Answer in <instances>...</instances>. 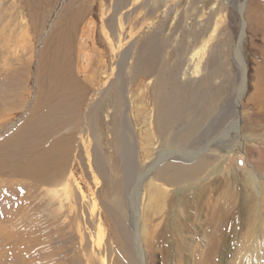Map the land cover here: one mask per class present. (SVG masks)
Returning a JSON list of instances; mask_svg holds the SVG:
<instances>
[{
    "label": "rangeland",
    "instance_id": "rangeland-1",
    "mask_svg": "<svg viewBox=\"0 0 264 264\" xmlns=\"http://www.w3.org/2000/svg\"><path fill=\"white\" fill-rule=\"evenodd\" d=\"M74 6L83 7V18L74 35L72 29L65 31L71 40L67 37L69 48L60 59L67 69L63 78L67 87L76 80L88 83L85 104L103 98L105 105L99 113L104 127L98 124L93 131L82 126L89 110H63L71 122L61 132L74 139L73 180L67 187L46 190L54 199L50 206L42 197L45 186L29 192V178L0 173V181L13 180L19 188L14 198L6 197L7 185L0 184V264L125 263L103 216L102 199L113 201L118 195L102 188L104 179L93 168L94 150L109 162L108 171L116 176L113 163L120 160L115 150L120 132L135 145L133 161L139 170L157 159L163 144L154 128L155 87L158 76L169 77L176 66L180 83L176 96L183 101L213 70L217 71L214 83L226 89L219 92L222 98L216 111L220 114H211L200 124L197 134L206 133L201 143L167 146L177 151L204 150L192 160L168 156L145 179L167 194L164 200L148 201L143 196L140 203L144 264H264V99L258 94L264 87L260 85L264 0H0V149L12 146L13 138L16 142L24 138L17 136L29 121L35 124L50 89L53 99L60 97L48 84V78L55 77L49 65L59 29ZM238 46L246 74L239 100V132L230 131L226 140L216 141L213 138L235 118L233 105L241 80L235 62ZM117 86L122 93L120 114L111 104ZM147 113L150 137L145 134ZM213 119L217 127L207 133ZM183 127L178 124L176 132ZM200 159L206 164L200 180L179 185L183 190L179 194V186L154 176L164 166L188 167ZM20 165L15 163L13 168ZM252 175L259 176V193ZM24 197L28 201L22 203ZM69 198L79 203L78 214L67 208ZM127 220L133 235L130 212ZM27 227L40 239L31 243L29 252Z\"/></svg>",
    "mask_w": 264,
    "mask_h": 264
},
{
    "label": "bare ground",
    "instance_id": "bare-ground-1",
    "mask_svg": "<svg viewBox=\"0 0 264 264\" xmlns=\"http://www.w3.org/2000/svg\"><path fill=\"white\" fill-rule=\"evenodd\" d=\"M82 8L83 7L81 6H74L70 8L69 16H66L64 23L61 25V29H59L61 31L56 40V47L52 55L54 58L53 63H50L49 65L51 70L50 74L53 70L55 72V77H49L48 84H50V88H55V92L59 91L60 97L57 99L55 96L56 100L53 99V90L50 89L49 94L46 96L42 105V111L40 115L34 119L35 124L32 125L33 120L30 119L31 121L27 123L25 128H23V130L17 136L24 138H19L18 142H16V140L13 138V141L11 140L12 143H14L12 146L9 144V146L2 147L0 149V173L8 172L10 174L8 176L10 177L22 176L29 178L31 180L27 186L29 192L35 190L34 187L38 185H42V189L43 186H45L43 196H41L46 198V203L49 204V206L53 203L54 199L48 193L49 191L47 192L46 190H52L50 187L59 185H65L67 187L73 180L70 160L71 146L74 139L73 136L66 135L61 132L62 129L71 122L69 118L64 117L63 113L65 111L63 110H70L71 107L72 111L79 112L83 110H89L88 116L86 119H83L82 126L94 131L97 130L98 124H101V113H99V111H101L104 108L103 105H105L104 100H102L103 98L99 100L96 99L97 101L91 102L88 105L85 104L86 95L89 90L87 85L88 83H86L84 80H76L73 85L68 83L67 87L65 85L66 79L63 78L67 69L64 68L63 63L60 62V59L61 57H65L66 51L69 48V41L67 37L70 38L69 34L65 31L70 32V29H72L73 35L75 34L77 25L79 26L83 18ZM235 62L238 63V66L241 70V80L238 87L236 88V98L233 105L235 118L227 124L223 131L213 138L216 141H223L227 135H229L230 131H233L236 135L239 132V100L243 95L246 84L245 65L241 60L239 46L236 47L235 50ZM178 69V66L174 67L169 77H167L165 74H160L158 76V86L155 87L156 105L154 111V128L156 129L155 132L160 135L163 144V147L161 148L156 160H154L152 163L150 162L151 164L146 169L139 170L133 161V148H135L133 146L135 145L132 144L130 138L123 132H120L118 137L120 139L117 138L118 143L115 145V150L120 157L118 162L116 161L113 163V169L116 168L118 171L117 176L116 174H112L108 171L109 168L111 170V165H108L109 162L105 161L104 157L98 153L96 148L94 150V154L96 156L93 168L104 179L102 188H110L112 192L118 195V198L114 199L113 201H109L107 198L102 199L105 209L103 216L107 221H109L111 225L114 243L117 244V247L125 256V263L117 261L116 264H144L141 248V235L143 227H140L141 218L144 216L142 217L139 211L141 207L140 203L143 199V196L147 197L148 201L154 197L164 200L167 194V192L165 193L163 187L157 185L152 180H148L145 183L146 177L151 173L154 166L158 162L165 160V158L171 155H178L183 160H192L204 150L177 151L176 149L167 148V146L176 148L194 141L201 143L204 139V136H206V133L202 135L197 134L200 124L209 115L215 113L217 115L220 114L219 111H216V107L219 105L218 101L222 98L219 92H222L223 89L225 90L226 86L224 85V87H222V85H216L214 83V78L217 71L213 70L206 78L201 79L198 89L191 92L186 98H184L185 100L183 101V99H181L179 96H176V92L178 91L177 87L180 84L179 83L177 85ZM262 78L263 80L261 79L260 85L264 86V77ZM167 81H170V83ZM223 82H228V76L225 77V81ZM167 83L171 85L169 88L166 86L168 85ZM258 94L259 97L261 96V98L264 99V87L261 88V92ZM70 98L73 99L72 103V100L69 101ZM121 100V88L117 86L111 100V104L114 107V110H116L117 114L121 113ZM148 118L149 117L147 113L144 119L146 126V137L153 135V132L148 125L149 123L146 122ZM80 119L81 117H79L78 120ZM97 121H100V123ZM181 123L184 124L183 130L181 132H176L175 127ZM217 124L218 122L216 119H213L207 128V133L210 132V130L215 129ZM208 144L209 143H207V145ZM18 162H20L21 165L17 168H13V165ZM205 165L204 159H200L198 162H196V164L188 167L184 166L183 164H171L164 166V168L159 172H156L154 176L157 180H163L174 186H179L181 184L183 185L185 183H190L191 181H199L200 179L198 177ZM252 180L255 184V190L257 191L256 193H259V176L252 175ZM0 184L7 185L3 191L6 194V197L11 195V197L14 198L15 192L19 191V188H17V183L13 180H3L0 181ZM181 191H183L182 187L179 186L177 193L179 194ZM66 194L67 192L65 190L63 193L64 197ZM54 196L56 197L57 202V199L59 200V195L55 194ZM5 200L9 201L8 198ZM22 201V203L25 201L27 202V197H24ZM78 204L79 203H77L76 199L69 198V207L67 208L73 212L76 210L78 214ZM129 212L134 225L133 235H131L127 229V218ZM55 216L58 217L57 214H55L53 217L55 218ZM10 219V222L12 223L13 217L11 216ZM14 222L15 224H19L17 221ZM6 234L8 235L9 233L7 232ZM8 236H10V234ZM36 238L37 237L35 236V232L32 230V228L27 227V252H29L32 242L40 240ZM122 239L123 242H121ZM134 256L136 258H134Z\"/></svg>",
    "mask_w": 264,
    "mask_h": 264
}]
</instances>
